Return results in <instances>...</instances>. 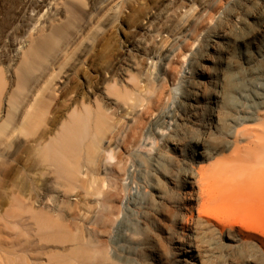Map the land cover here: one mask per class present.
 Here are the masks:
<instances>
[{
  "label": "bare ground",
  "instance_id": "1",
  "mask_svg": "<svg viewBox=\"0 0 264 264\" xmlns=\"http://www.w3.org/2000/svg\"><path fill=\"white\" fill-rule=\"evenodd\" d=\"M63 6L66 24L52 26L30 46L16 94L8 96L0 118V152L10 139L20 141L14 144L13 161L28 177L24 188L3 192L0 186V264H213L207 255L214 248L254 252L264 263L261 246L252 241L254 230L264 238V226L235 211L242 186L228 185L264 180V112H243V120L257 116L258 127L233 128V140L226 145L230 155L204 165L219 148L220 116L233 105L230 90L213 86L209 93L200 80L188 86L193 91L183 98L197 111L191 138L170 132V126L178 125L173 105L159 94L140 110L134 106L139 111L129 122L106 125L108 136L91 113L75 111L46 142L39 130L45 103L38 97L46 88L55 93V68L45 75L40 63L56 57L62 28L72 26L73 5ZM146 64L136 71L149 80ZM164 64L163 77L158 76L163 84L174 74L168 55L159 69ZM21 93L29 102L12 124ZM257 99L260 104L264 97Z\"/></svg>",
  "mask_w": 264,
  "mask_h": 264
},
{
  "label": "rangeland",
  "instance_id": "2",
  "mask_svg": "<svg viewBox=\"0 0 264 264\" xmlns=\"http://www.w3.org/2000/svg\"><path fill=\"white\" fill-rule=\"evenodd\" d=\"M63 3L73 5L72 26L62 28L64 37L58 42L61 51L56 57L40 63L45 75L55 68L51 83L55 93L46 88L38 97L45 103L39 130L45 134L46 142L75 111L91 113L92 121H98L99 126L116 122L123 125L148 105L152 96L159 94L173 105L172 119L178 125L170 126L173 129L170 132H177V138H191L196 110H191L194 107L183 97L193 91L188 86L199 80L209 93L214 87L222 92L228 89L233 99L230 109L220 116L221 134L216 135L221 140L219 148L214 159L204 161L205 166L230 155L226 145L233 140V128L258 127L257 116L243 120L242 113L264 112V99L257 104V97H264V0H0V78L5 83L0 88V118L7 109L8 96L16 94L15 85L31 58L30 46L48 35L52 26L66 24ZM215 40L219 43L215 44ZM165 55L170 58L174 74L163 84L160 78L165 64L162 70L159 63ZM39 60L34 59L36 63ZM144 62L149 80L136 71ZM202 73L208 77L204 78ZM19 95L22 105L13 112L12 124L29 102L25 93ZM134 106L141 107L135 111L138 107ZM206 115L202 117L204 120ZM103 127L100 131L108 136V127L105 130ZM239 139L240 143L244 141ZM7 142L0 152L3 192L28 185L21 165L13 161L17 148L14 144L20 141ZM181 143L184 144L183 140ZM33 154L31 148L30 159ZM58 183L54 182V186L65 185ZM228 185L242 186L235 211L264 226V180L253 185L243 182ZM50 195L54 197V193ZM242 223L246 225L244 220ZM232 231L237 234L238 226L234 225ZM255 232L252 241L261 246L259 252L264 255V238ZM221 249L209 250L211 263L264 264L254 252H248L250 256L239 248L228 249L230 253Z\"/></svg>",
  "mask_w": 264,
  "mask_h": 264
},
{
  "label": "built area",
  "instance_id": "3",
  "mask_svg": "<svg viewBox=\"0 0 264 264\" xmlns=\"http://www.w3.org/2000/svg\"><path fill=\"white\" fill-rule=\"evenodd\" d=\"M230 1H232V0H230Z\"/></svg>",
  "mask_w": 264,
  "mask_h": 264
}]
</instances>
